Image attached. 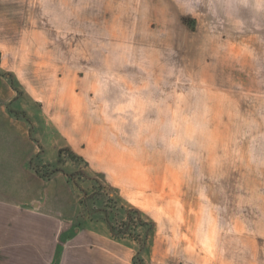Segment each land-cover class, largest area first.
I'll list each match as a JSON object with an SVG mask.
<instances>
[{
    "label": "rangeland",
    "instance_id": "374dc122",
    "mask_svg": "<svg viewBox=\"0 0 264 264\" xmlns=\"http://www.w3.org/2000/svg\"><path fill=\"white\" fill-rule=\"evenodd\" d=\"M164 2L0 0V108L34 127L35 167L71 181L79 224L112 225L134 264H211L190 253L209 255L213 242L212 264H264V183L255 162L241 168L252 159L236 136L256 118L242 119L238 96L210 80L211 66L224 67L226 41L207 39L219 26L161 22L177 15ZM81 115L88 127L76 131ZM95 127L93 148L83 133Z\"/></svg>",
    "mask_w": 264,
    "mask_h": 264
},
{
    "label": "crops",
    "instance_id": "0c3cea01",
    "mask_svg": "<svg viewBox=\"0 0 264 264\" xmlns=\"http://www.w3.org/2000/svg\"><path fill=\"white\" fill-rule=\"evenodd\" d=\"M124 1L132 0H48L43 6L119 8L125 6ZM166 2L177 15H158L161 22L208 24L211 30L219 26L221 31H210L207 39L226 41L224 67L211 66L209 77L238 96L242 119L256 118L255 127L241 128L236 136L252 159H242L241 168L255 162L257 182L264 183V0H210L206 11L196 15L187 13L183 0ZM139 17L134 23L154 21L148 20L154 16ZM212 59L221 62L216 55ZM4 100L0 96V103ZM69 100L73 111L75 100L71 96ZM4 105L0 108V264H134L135 247L115 239L109 226H94L88 220L79 224V202L63 172L46 180L30 167L32 161L35 167L42 158L34 127L15 114L10 117L9 106L5 109ZM68 114L63 118L65 124ZM82 118L80 123L69 122L70 127L76 131L88 127ZM101 135L99 127L83 133L93 148L102 144ZM188 242L191 248L199 247ZM211 247L210 256L196 251L190 254L194 260L198 257L195 262L212 264L209 258L217 256L216 242Z\"/></svg>",
    "mask_w": 264,
    "mask_h": 264
},
{
    "label": "trees",
    "instance_id": "16d2710c",
    "mask_svg": "<svg viewBox=\"0 0 264 264\" xmlns=\"http://www.w3.org/2000/svg\"><path fill=\"white\" fill-rule=\"evenodd\" d=\"M33 163H34L33 161L30 163V167L32 169H34L37 174H39L42 178H44L46 180H50L57 172H59V171H49V170H47V171H45V170L43 171L42 170L41 171L37 167H34ZM135 213H136L135 215H129V217H128L129 221L125 224L126 228H129V226H134L135 227V225H136L135 222L136 221L138 222V219L141 220L140 217H138V219H136L137 217H135V216H139L138 215L139 212L135 211ZM110 229H111L113 235L116 236V233H115L116 229L112 225H110Z\"/></svg>",
    "mask_w": 264,
    "mask_h": 264
},
{
    "label": "clouds",
    "instance_id": "9594fccd",
    "mask_svg": "<svg viewBox=\"0 0 264 264\" xmlns=\"http://www.w3.org/2000/svg\"><path fill=\"white\" fill-rule=\"evenodd\" d=\"M204 3V0H183V7L190 15H196L198 6Z\"/></svg>",
    "mask_w": 264,
    "mask_h": 264
}]
</instances>
